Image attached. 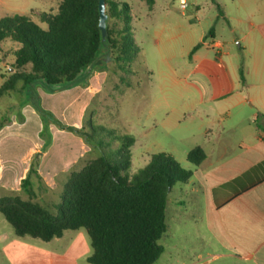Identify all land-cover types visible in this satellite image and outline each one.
Listing matches in <instances>:
<instances>
[{"label": "rangeland", "instance_id": "374dc122", "mask_svg": "<svg viewBox=\"0 0 264 264\" xmlns=\"http://www.w3.org/2000/svg\"><path fill=\"white\" fill-rule=\"evenodd\" d=\"M117 1L127 2L130 6L127 37L132 56L127 61H118L115 51L107 52L106 56L85 68L74 82L49 86L35 81L22 92H9L0 98V198L16 195L25 200L33 199L56 213L71 174L100 156V152L80 134H91V129L96 127L112 131L114 135H132L135 126L155 121L159 125L162 123L163 131L162 125L159 131L163 132L164 147L174 153L182 167L194 169L187 161L186 152L195 149L198 140L188 138L189 131L170 124L177 120L175 112L188 104L185 98L172 92L184 88L183 84L176 85L172 77L200 72L196 63L189 62L188 49L192 43L199 44L202 54L212 59L220 56L226 62L239 59L241 41L235 40L231 27L238 28L241 37L248 25L239 20L248 17L240 18L235 13L240 0H216L222 16L213 0H186V10L181 9L180 0H156L152 9L144 0ZM61 2L0 0V16L20 14L37 19L43 12L56 14ZM111 27L120 30L122 24L111 22ZM212 28L223 48L202 45V37L212 43ZM19 46L12 41H5L1 46L0 87L15 71V51ZM160 50L166 60H161ZM162 88L168 91V106L146 118L151 106V90L155 93ZM155 99L161 101L158 97ZM165 112H170L168 118ZM110 140V137L105 138L109 148H114L116 145ZM153 153L157 154L155 150ZM152 155L147 162L141 158L133 160L129 174L143 169ZM32 167L34 173L30 183L34 196L30 197L23 181ZM191 195V187L184 183H177L169 193L168 230L160 240L165 253L155 264H201L211 258V250L196 232L198 229L209 241L203 202L201 198L192 201ZM0 220L13 230L1 213ZM80 230L91 248L87 232ZM198 252L202 255L200 259ZM0 264H5L3 259Z\"/></svg>", "mask_w": 264, "mask_h": 264}, {"label": "trees", "instance_id": "16d2710c", "mask_svg": "<svg viewBox=\"0 0 264 264\" xmlns=\"http://www.w3.org/2000/svg\"><path fill=\"white\" fill-rule=\"evenodd\" d=\"M144 1L150 9L156 3ZM99 4V0H62L56 14L43 12L37 19L20 14L0 16V50L5 41L20 45L15 51V71L0 87V98L9 92H22L35 81L49 86L74 82L107 52L115 51L118 61H127L132 56L127 37L130 6L106 0L104 39ZM111 22L122 24V28H112ZM213 33L214 28L210 31ZM200 47L197 45L192 54ZM240 76L244 85L243 61ZM91 131L80 134L100 156L71 174L56 213L33 199L16 195L0 198V213L18 237L49 242L63 237L66 231L84 229L92 248L90 264H155L165 251L160 240L168 230V195L177 183L188 182L193 172L172 155L158 153L138 173L130 175L135 137L114 135L101 127ZM107 137L116 145L114 148L105 142ZM205 158L200 147L187 155L194 166L201 165ZM33 173L34 167L23 181L30 197L34 196L30 183Z\"/></svg>", "mask_w": 264, "mask_h": 264}, {"label": "crops", "instance_id": "0c3cea01", "mask_svg": "<svg viewBox=\"0 0 264 264\" xmlns=\"http://www.w3.org/2000/svg\"><path fill=\"white\" fill-rule=\"evenodd\" d=\"M236 7L240 18L248 17L239 20L248 25L241 37L238 28L231 27L235 40L241 41L239 59H212L202 54L201 48L192 54L199 45L192 43L189 62L196 63L200 72L172 77L176 85L184 86L172 92L188 104L175 112L177 120L170 124L189 131L188 138L198 140L196 147L206 154L204 162L191 170L192 178L184 183L191 187V200L201 198L203 202L209 241L198 229L196 232L211 250V258L201 264H264V0H240ZM211 37L212 43L202 37L204 47L223 48L215 32ZM160 58L166 60L161 50ZM242 61L244 85L240 76ZM167 93L163 88L155 93L151 90L146 118L168 106ZM169 114L165 112L167 118ZM184 122L189 125L185 127ZM160 125L155 121L134 127L132 163L136 158L147 162L154 150L174 157L164 147ZM91 254L81 230L66 231L63 237L45 242L18 237L0 220V262L3 259L5 264H90ZM201 256L198 252L197 258Z\"/></svg>", "mask_w": 264, "mask_h": 264}, {"label": "water", "instance_id": "95a60500", "mask_svg": "<svg viewBox=\"0 0 264 264\" xmlns=\"http://www.w3.org/2000/svg\"><path fill=\"white\" fill-rule=\"evenodd\" d=\"M99 10H100V29L103 34V38L105 39L107 36V6L106 0H99Z\"/></svg>", "mask_w": 264, "mask_h": 264}, {"label": "built area", "instance_id": "2783aa9c", "mask_svg": "<svg viewBox=\"0 0 264 264\" xmlns=\"http://www.w3.org/2000/svg\"><path fill=\"white\" fill-rule=\"evenodd\" d=\"M180 7L182 10H186V8L188 7L187 1L186 0H180Z\"/></svg>", "mask_w": 264, "mask_h": 264}]
</instances>
